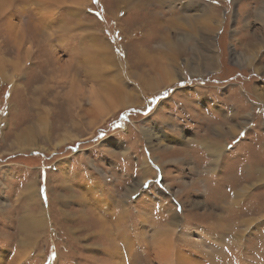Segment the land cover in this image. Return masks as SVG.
<instances>
[{
	"label": "rangeland",
	"instance_id": "rangeland-1",
	"mask_svg": "<svg viewBox=\"0 0 264 264\" xmlns=\"http://www.w3.org/2000/svg\"><path fill=\"white\" fill-rule=\"evenodd\" d=\"M0 264H264V0H0Z\"/></svg>",
	"mask_w": 264,
	"mask_h": 264
},
{
	"label": "bare ground",
	"instance_id": "bare-ground-1",
	"mask_svg": "<svg viewBox=\"0 0 264 264\" xmlns=\"http://www.w3.org/2000/svg\"><path fill=\"white\" fill-rule=\"evenodd\" d=\"M175 24H177V22H175ZM173 25V24H172ZM163 43H167L168 45H169V41L166 39V38H163ZM160 54V53H159ZM160 56H161V59L163 60L164 59V57H166L167 55H166V53H162V54H160ZM169 57L167 56V59H168ZM160 59V63H159V67L157 68V66H154V68H155V77H156V79H155V81H156V83H157V85H159V84H161V83H163V82H165V81H167V80H169V76H170V72H169V70H168V68L166 67V64L162 61ZM167 62H168V60H167ZM169 64V63H168ZM154 81V82H155ZM156 83H154V84H151V85H155ZM167 83V82H166ZM150 86V85H149ZM109 88V87H108ZM111 90V89H110ZM113 90V89H112ZM145 90V89H144ZM117 91V90H116ZM114 91H111V95L110 96H107L106 98L108 99H110V104H111V101H113V99H112V96L113 95H117V92L114 94L113 93ZM119 95H120V93H119ZM125 96H127V97H131V95L129 94V96L127 95V94H125ZM120 97V99H123V100H126V98L124 97V95L123 96H119ZM123 100H120V101H118L119 103H122L123 102ZM128 100V99H127ZM126 100V101H127ZM94 107V106H93ZM94 109V108H93ZM95 111H96V109H95ZM88 112V111H87ZM90 112V111H89ZM94 113H96V112H94ZM93 116H95V114L93 115ZM23 136V135H22ZM22 136H20L19 137V139L22 137ZM23 138V137H22ZM29 138V137H28ZM27 138V139H28ZM156 243V242H155ZM156 246H154L156 249L155 250H157V244H155ZM155 252V256H156V259H157V251H154ZM115 253V252H114Z\"/></svg>",
	"mask_w": 264,
	"mask_h": 264
},
{
	"label": "trees",
	"instance_id": "trees-1",
	"mask_svg": "<svg viewBox=\"0 0 264 264\" xmlns=\"http://www.w3.org/2000/svg\"><path fill=\"white\" fill-rule=\"evenodd\" d=\"M230 68L232 69V67L230 66ZM237 73V72H236Z\"/></svg>",
	"mask_w": 264,
	"mask_h": 264
}]
</instances>
